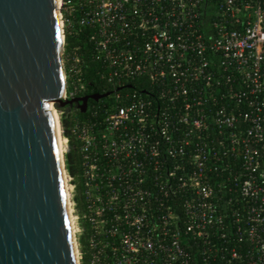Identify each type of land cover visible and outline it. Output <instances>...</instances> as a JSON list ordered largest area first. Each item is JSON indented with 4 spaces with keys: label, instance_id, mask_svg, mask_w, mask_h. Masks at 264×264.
Segmentation results:
<instances>
[{
    "label": "built area",
    "instance_id": "obj_1",
    "mask_svg": "<svg viewBox=\"0 0 264 264\" xmlns=\"http://www.w3.org/2000/svg\"><path fill=\"white\" fill-rule=\"evenodd\" d=\"M58 9L77 264H264V0Z\"/></svg>",
    "mask_w": 264,
    "mask_h": 264
},
{
    "label": "water",
    "instance_id": "obj_2",
    "mask_svg": "<svg viewBox=\"0 0 264 264\" xmlns=\"http://www.w3.org/2000/svg\"><path fill=\"white\" fill-rule=\"evenodd\" d=\"M58 0H0V264H77L49 118L65 88Z\"/></svg>",
    "mask_w": 264,
    "mask_h": 264
},
{
    "label": "trees",
    "instance_id": "obj_3",
    "mask_svg": "<svg viewBox=\"0 0 264 264\" xmlns=\"http://www.w3.org/2000/svg\"><path fill=\"white\" fill-rule=\"evenodd\" d=\"M70 40L72 39L70 38ZM86 59H89L88 54L86 56ZM90 65H91V68L88 69L86 72L88 94L89 95L103 94L104 90H106L107 88L100 81V78L96 75L97 73L96 64L91 63ZM89 102L96 103V100L90 99ZM67 168H68L69 173L73 177H75L76 179L80 178V175L82 172L81 171V156L79 154L78 149L72 148V150L67 154Z\"/></svg>",
    "mask_w": 264,
    "mask_h": 264
},
{
    "label": "bare ground",
    "instance_id": "obj_4",
    "mask_svg": "<svg viewBox=\"0 0 264 264\" xmlns=\"http://www.w3.org/2000/svg\"><path fill=\"white\" fill-rule=\"evenodd\" d=\"M51 105H53L52 102H50ZM48 113H49V118H50V121L52 123V126L54 128V131H55V134H56V137H57V140H58V144H59V149H60V153H61V149H62V142L64 140L61 133H60V121H59V114L57 111H54L52 110V108L48 109ZM65 144V143H64ZM65 149V148H63ZM66 187H67V183H66ZM68 190V189H67ZM68 192V191H67ZM70 218L73 219L72 217V214H70Z\"/></svg>",
    "mask_w": 264,
    "mask_h": 264
},
{
    "label": "rangeland",
    "instance_id": "obj_5",
    "mask_svg": "<svg viewBox=\"0 0 264 264\" xmlns=\"http://www.w3.org/2000/svg\"><path fill=\"white\" fill-rule=\"evenodd\" d=\"M51 108H52V110H54V111H56L55 110V108L53 107V105H51ZM60 121V120H59ZM60 123V122H59ZM59 128H60V133H61V135H62V137H63V139L62 140H64L63 142H62V149H61V158H62V162H63V165H64V167H65V169H66V166H67V150H68V147H67V140H66V137L63 135V133H62V128H61V125L59 126ZM65 143V144H64ZM63 148H65V149H63ZM68 184H67V191H68V196H71L72 195V193H71V190L69 189V185H70V183L69 182H67ZM70 194V195H69Z\"/></svg>",
    "mask_w": 264,
    "mask_h": 264
}]
</instances>
